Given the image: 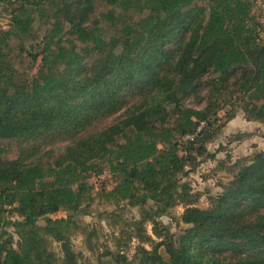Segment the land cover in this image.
I'll use <instances>...</instances> for the list:
<instances>
[{"label":"trees","instance_id":"obj_1","mask_svg":"<svg viewBox=\"0 0 264 264\" xmlns=\"http://www.w3.org/2000/svg\"><path fill=\"white\" fill-rule=\"evenodd\" d=\"M99 1L108 9L95 17ZM255 4L0 0L10 15L0 27V140L19 146L12 159L0 148V264H80L71 241L79 231L95 252L97 229L81 216L93 200L87 177L105 166L117 179L107 197L140 206L143 217L130 223L139 238L132 258L106 249L103 264H264V149L235 162L206 208L182 182L197 165L193 150L207 152L222 104L264 121V19ZM36 19L48 26L38 50L28 45ZM26 55L36 73L18 67ZM205 89L207 104L185 103L204 104ZM179 204L185 227L175 237L157 218ZM50 239L61 242L62 259Z\"/></svg>","mask_w":264,"mask_h":264},{"label":"rangeland","instance_id":"obj_2","mask_svg":"<svg viewBox=\"0 0 264 264\" xmlns=\"http://www.w3.org/2000/svg\"><path fill=\"white\" fill-rule=\"evenodd\" d=\"M200 4L204 5L205 1H200ZM107 9V6L99 1L96 5L95 17H99ZM254 12L261 20L264 19V0H256ZM9 23L10 15L3 5H0V27L7 29ZM101 25L106 30V36L110 37L113 28L107 23H101ZM47 27V24L40 19L35 20L33 32L36 40L28 43L30 47L33 45L37 50L39 49L37 46L43 39ZM30 61V57L26 55L24 65L18 66L20 70H29L30 73H36L38 64L33 69L27 68L31 63ZM202 95L205 99L204 104H198L195 97L188 98L185 103L190 107H201L208 103L205 96L209 95V91L205 89ZM229 103L222 104L221 108H218L219 121L209 127L212 135L206 142L207 152L204 155H199L196 150H193L197 165L182 179V182L190 184L191 192L197 199L196 205L202 208L208 207L210 198L220 193L224 184L232 179V173L229 170L238 159L250 157L264 149V121L249 119L241 107L233 106L230 100ZM124 110L122 109L117 114L99 122L94 129L99 130L110 125L116 119V116L122 114ZM227 111L230 112L227 113ZM229 114H233L234 117L230 118ZM0 148L4 149L3 156L6 158L12 159L18 155L19 146L13 139L0 140ZM87 181L90 185V195L93 200L91 212L88 215L81 216V220L88 225V229L89 226L90 228L94 226L97 229L96 236L91 240L93 244L96 243V251L91 252L89 250V244L86 241L87 232L79 231L75 233L71 241L75 251L80 255V264H103L99 257L106 249L115 253L120 252L129 259L132 258L139 244V238L136 237V230L130 223L142 219L141 207L131 206L126 202L117 203L107 197V192L112 190L117 182L116 176L107 166L101 172L89 174ZM184 210L185 207L179 204L157 219L167 226L166 228L169 229L170 233L176 237L185 227L180 220ZM66 214V211H60L54 216L62 217ZM6 215L12 220L17 218L16 215L11 216L8 212ZM144 226L149 235L157 241L161 240L155 236L154 224L151 221H145ZM7 230L13 235L16 244L19 239L16 228L8 226ZM50 240L52 249L60 257L59 259H62L61 242ZM146 247L150 249V243H146ZM160 250L164 253L163 247ZM102 259V261H108L111 256H104ZM121 259L115 258V260Z\"/></svg>","mask_w":264,"mask_h":264}]
</instances>
